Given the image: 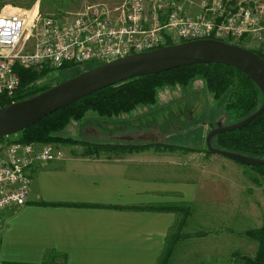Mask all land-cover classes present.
<instances>
[{
    "label": "crops",
    "instance_id": "0c3cea01",
    "mask_svg": "<svg viewBox=\"0 0 264 264\" xmlns=\"http://www.w3.org/2000/svg\"><path fill=\"white\" fill-rule=\"evenodd\" d=\"M192 95L174 99L196 112L198 103L188 106L184 101ZM179 103L175 116L184 115ZM128 116L92 117V124L106 122L108 136L89 143L134 144L127 125L139 128V123H131ZM211 128L205 125L202 136ZM88 133L99 137L94 127ZM82 152L80 145H70L62 160L37 162L27 170L26 204L0 215V264H157L179 221L178 214L158 208L186 207V223L207 192L205 187L200 191L203 185L197 178L172 167L182 155L148 149L111 159Z\"/></svg>",
    "mask_w": 264,
    "mask_h": 264
},
{
    "label": "built area",
    "instance_id": "2783aa9c",
    "mask_svg": "<svg viewBox=\"0 0 264 264\" xmlns=\"http://www.w3.org/2000/svg\"><path fill=\"white\" fill-rule=\"evenodd\" d=\"M126 0L117 16L92 5L71 22L42 16L38 6L0 11V98L19 87L17 64L25 69L105 64L179 43L246 38L264 44V0ZM2 108L0 104V109ZM0 140V215L22 207L29 196L27 170L37 162L64 158L61 146Z\"/></svg>",
    "mask_w": 264,
    "mask_h": 264
},
{
    "label": "rangeland",
    "instance_id": "374dc122",
    "mask_svg": "<svg viewBox=\"0 0 264 264\" xmlns=\"http://www.w3.org/2000/svg\"><path fill=\"white\" fill-rule=\"evenodd\" d=\"M125 1L0 0V11L6 8L4 12L14 13L38 6L42 16H52L60 22H70L78 13H82L92 5L104 4L116 12L113 16H117ZM199 1L192 0L193 10H197ZM231 44L264 54V44L246 38ZM99 65V63H88L71 65L63 70H53L48 75L46 83L53 87ZM201 87L200 92L198 89ZM187 93L193 95L184 101L188 106L193 102L198 103L196 112L182 108L179 101L174 99L175 95ZM228 97L229 92L220 99H215L206 90L204 80L197 78L187 86L165 85L157 88L154 104L139 106L128 113L130 117L128 121L139 123V128L127 125L130 137L135 140L134 144L147 143L151 145L149 150L154 152H157L155 147H152L154 143L192 148L201 146L198 149L202 154L174 152L179 157L182 155L176 160L177 164L172 165L175 171H187L190 176L197 178L199 185H203L200 191L202 192L205 187L207 192L203 195V201L196 203V211L184 223L178 244L168 264H243V257H253L256 253L257 243L248 238L246 232L264 224V177L259 176L248 166L204 151L206 147L202 131L205 125L215 128L218 124L229 126L240 121L235 112L225 109ZM177 102L179 109L184 110L183 116H175L178 112ZM199 109L202 111L199 112ZM160 115H165L167 118L162 119ZM92 117L106 119L89 112L81 120L84 124L70 122L57 135L88 142L108 136L106 126L104 128L106 122L104 125L92 124ZM91 127L96 129L99 137L92 133L84 134ZM14 138L9 136L7 140ZM61 149L67 152L70 150V145H62ZM81 151L78 150V153ZM206 184L211 186L208 187Z\"/></svg>",
    "mask_w": 264,
    "mask_h": 264
},
{
    "label": "trees",
    "instance_id": "16d2710c",
    "mask_svg": "<svg viewBox=\"0 0 264 264\" xmlns=\"http://www.w3.org/2000/svg\"><path fill=\"white\" fill-rule=\"evenodd\" d=\"M225 42L231 43L232 41L227 40ZM253 52L264 61L263 53L258 51ZM70 66L71 64L64 65L59 70L69 68ZM48 68L45 66L38 70L25 69L16 64L14 70L19 76V87L12 95L0 98L1 106L5 107L12 103L32 98L51 88L52 85L47 84L46 79L56 69ZM197 78L204 80L206 90L215 99H220L225 93L229 92L225 109L235 112L240 120L254 113L262 104L263 98L259 88L238 69L219 64L192 65L154 75L138 77L98 90L68 107L51 113L39 122L13 136L15 137V141L20 143H35L37 145L51 143L59 146L80 145L83 148L82 153L84 156L96 158L103 156L113 159L127 154L142 152L148 150L151 145L89 143L71 138H63L58 136L57 133L62 131L70 122L81 121L89 112H93L99 117L109 118L129 113L137 106L152 105L155 103L157 88L165 85L187 86ZM4 139L6 138H0V140ZM211 144L214 148L223 151L240 154L249 158L263 159L264 111L246 126L216 135L211 139ZM152 147H155V151L157 152H199V149L163 143H154ZM204 151L207 154H211L207 149ZM249 168L259 176L264 177V166ZM151 209L154 208L147 207V210ZM158 210H167L179 215V221L171 229V234L169 233L163 252L157 261V264H168L179 233L185 223L188 209L182 206H174L158 208ZM246 235L257 243V250L253 257H243V264H264V224L259 228L248 230Z\"/></svg>",
    "mask_w": 264,
    "mask_h": 264
},
{
    "label": "water",
    "instance_id": "95a60500",
    "mask_svg": "<svg viewBox=\"0 0 264 264\" xmlns=\"http://www.w3.org/2000/svg\"><path fill=\"white\" fill-rule=\"evenodd\" d=\"M219 64L238 69L261 91L262 104L254 113L229 126L218 124L205 138L206 149L244 166H264L263 159L214 148L216 135L246 126L264 111V61L253 51L215 39H200L128 55L65 80L48 90L0 109V138L18 134L51 113L68 107L80 99L109 86L138 77L158 74L192 65Z\"/></svg>",
    "mask_w": 264,
    "mask_h": 264
}]
</instances>
